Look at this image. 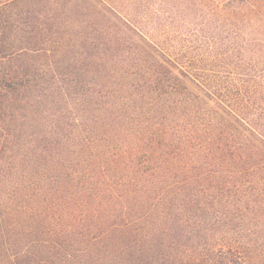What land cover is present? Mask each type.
I'll return each instance as SVG.
<instances>
[{"label": "trees", "instance_id": "16d2710c", "mask_svg": "<svg viewBox=\"0 0 264 264\" xmlns=\"http://www.w3.org/2000/svg\"><path fill=\"white\" fill-rule=\"evenodd\" d=\"M0 264H264V0H0Z\"/></svg>", "mask_w": 264, "mask_h": 264}]
</instances>
